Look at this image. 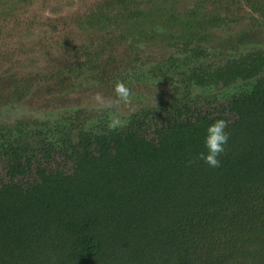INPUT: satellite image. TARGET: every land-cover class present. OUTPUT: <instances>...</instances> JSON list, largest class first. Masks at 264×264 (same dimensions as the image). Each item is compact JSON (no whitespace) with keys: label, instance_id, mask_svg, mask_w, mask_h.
I'll return each instance as SVG.
<instances>
[{"label":"trees","instance_id":"1","mask_svg":"<svg viewBox=\"0 0 264 264\" xmlns=\"http://www.w3.org/2000/svg\"><path fill=\"white\" fill-rule=\"evenodd\" d=\"M259 51L214 65L203 58L180 72L169 97L120 125L99 119L70 136L57 133L61 123L0 126V263L264 264V208L245 201L255 188L264 194ZM217 88L231 96L225 107L183 103L193 89ZM217 118L229 139L213 168L197 154ZM228 224V239L209 235Z\"/></svg>","mask_w":264,"mask_h":264},{"label":"rangeland","instance_id":"2","mask_svg":"<svg viewBox=\"0 0 264 264\" xmlns=\"http://www.w3.org/2000/svg\"><path fill=\"white\" fill-rule=\"evenodd\" d=\"M256 49L264 55V0H0V126L117 124L169 97L195 61ZM252 191L245 201L261 211L264 194ZM230 229L209 235L226 240Z\"/></svg>","mask_w":264,"mask_h":264},{"label":"clouds","instance_id":"3","mask_svg":"<svg viewBox=\"0 0 264 264\" xmlns=\"http://www.w3.org/2000/svg\"><path fill=\"white\" fill-rule=\"evenodd\" d=\"M114 91L117 97L127 100L129 90L123 82H117ZM228 139L229 133L225 119L217 118L208 123L203 137L204 150L197 154L198 159L203 160L209 167H219L221 164L219 157L224 153Z\"/></svg>","mask_w":264,"mask_h":264},{"label":"flooded vegetation","instance_id":"4","mask_svg":"<svg viewBox=\"0 0 264 264\" xmlns=\"http://www.w3.org/2000/svg\"><path fill=\"white\" fill-rule=\"evenodd\" d=\"M183 47L185 48V45H183ZM183 51H185V50H183ZM195 57L197 58L196 55H195ZM195 63H196V65H198L199 62L198 61H195ZM179 79H180V76L178 77V80L175 82V86L174 87H173V84H172L173 90H175V87L177 86V84H179L181 86V84L179 82ZM212 91H209L210 94H208V96H205V95H201L200 94V91H197L196 92V90L193 89V91L191 92V94L189 96L185 97V100H183V103L186 102L190 108L197 109V110H200V111L203 112V111H206V110L214 111L215 109H217V108L220 107V104L221 105H224V107H225V104H227V103L230 102V100H231L230 97L231 96H229L227 94H226L227 96H225L222 88L221 89L217 88V91H218V94L219 95L220 94H223L224 96H219V95L216 96V95H213V94H211ZM213 93H216V91L214 90ZM224 109H226V108H224ZM138 111L139 110H137V112ZM134 112H132V113H134ZM131 114H129V115H131ZM120 122L117 123V125H120L121 124ZM109 123L110 124H113L111 121ZM82 127L83 126H81L80 128H82ZM65 129H66V127L62 130V132H59L58 131L57 133L60 134L61 136L66 135V134L70 136L71 133L69 134V131L66 132ZM65 132H66V134H65ZM5 134H7L8 136H10L9 129H6V133ZM12 137H14V136H12Z\"/></svg>","mask_w":264,"mask_h":264},{"label":"water","instance_id":"5","mask_svg":"<svg viewBox=\"0 0 264 264\" xmlns=\"http://www.w3.org/2000/svg\"><path fill=\"white\" fill-rule=\"evenodd\" d=\"M1 264V263H0Z\"/></svg>","mask_w":264,"mask_h":264}]
</instances>
